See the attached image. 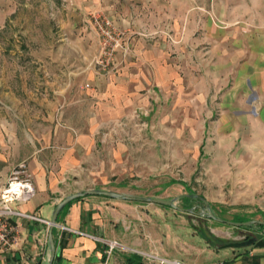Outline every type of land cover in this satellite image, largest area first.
I'll return each mask as SVG.
<instances>
[{
  "label": "rangeland",
  "instance_id": "1",
  "mask_svg": "<svg viewBox=\"0 0 264 264\" xmlns=\"http://www.w3.org/2000/svg\"><path fill=\"white\" fill-rule=\"evenodd\" d=\"M212 1L104 0V12L89 6L78 24L75 13L84 0H0V107L8 96L18 102L24 99L25 84L33 90L34 82L26 77L42 65L38 55H47L44 61L51 65L54 51L87 42L86 59L78 67L104 80V93L113 89L111 99L104 101L110 113L104 115L94 148L108 172L109 189L104 190L176 199L177 208L187 209L181 201L186 189L180 182L189 186L195 195L190 204L193 214L143 201L136 204L141 228H150L156 242L161 240L174 252L162 256L187 264L214 262L207 245L233 242L240 229L252 228L196 215L205 203L226 221L235 216L251 218L235 223L264 221L262 133L251 124L236 131L217 128L219 102L226 91L215 90L212 77L206 75V63L212 59L197 40V28H189L186 35L179 20L182 2H188L191 22L203 18L197 14L199 5L211 9ZM165 6L172 7L174 14L173 26L167 29ZM98 17L109 23L111 31V39L104 42L112 56L104 67L97 64L102 42L94 23ZM154 65L169 71L162 83L155 82ZM63 107L57 108V117ZM188 245L194 249H180ZM131 255L139 261L138 255Z\"/></svg>",
  "mask_w": 264,
  "mask_h": 264
},
{
  "label": "crops",
  "instance_id": "2",
  "mask_svg": "<svg viewBox=\"0 0 264 264\" xmlns=\"http://www.w3.org/2000/svg\"><path fill=\"white\" fill-rule=\"evenodd\" d=\"M89 6L104 12V0H84L74 22L81 23ZM165 7L167 29L173 26L174 14L172 7ZM210 7L199 5L197 14L203 18L190 22L188 2H182L179 20L181 26L185 24L186 35L189 28H197V40L212 59L206 63V75L212 77L215 90L226 91L219 102L217 128L222 125L236 131L242 124H251L259 126L264 139V0H213ZM77 45L69 43L61 48L64 50L54 51L50 54L53 63L48 66L44 61L47 55H38L36 60H42V65L26 77L34 82L33 90L25 84L24 99L18 102L11 95L0 107V187L7 183L12 169L24 163L35 196L13 207L49 223L15 219L18 239L10 249L0 252V264H104L106 247L102 241L107 240L163 258L168 252L174 253L161 240V245L156 242L158 237L150 228H141L140 206L136 205L139 201L87 195L71 201L57 215L51 231L55 248L51 257L50 222L56 206L80 191L109 189L108 172L94 155V148L101 138L104 115L110 113L104 101L111 99L113 89L104 93V80L100 82L91 70L78 67L86 54L84 43L78 41ZM76 47L78 51H74ZM154 68L155 82L162 83L169 76L168 69L158 65ZM61 105L64 107L57 117L56 110ZM261 155L264 156V140ZM145 216L151 220L150 215ZM245 237L256 241L239 249L207 245V253L214 259L210 264H264V229H240V235L233 239ZM189 248L194 249L189 245L180 249ZM139 258L134 261L130 253L114 251L107 264H154Z\"/></svg>",
  "mask_w": 264,
  "mask_h": 264
},
{
  "label": "built area",
  "instance_id": "3",
  "mask_svg": "<svg viewBox=\"0 0 264 264\" xmlns=\"http://www.w3.org/2000/svg\"><path fill=\"white\" fill-rule=\"evenodd\" d=\"M94 23L102 38L101 52L100 57L97 60V64L104 67V65L109 63L112 56L111 50L107 49L106 43L104 42L111 39V31L109 29L110 26L109 23L105 22L104 19H101L100 17L95 18ZM34 196V184L26 165L23 163L17 167H14L8 177L7 183L0 187V252L10 249L17 242V227L13 222L15 219H27L49 224L35 215L23 213L13 207L14 204H23L29 202L34 198ZM59 228L68 230L63 226H59ZM69 231L83 235V233L80 232L72 230ZM102 242L106 247V262L104 264H107V259L114 251L135 254L154 264H183L177 260H170L160 257L155 253H146L135 249H129L124 244L116 240H107Z\"/></svg>",
  "mask_w": 264,
  "mask_h": 264
},
{
  "label": "water",
  "instance_id": "4",
  "mask_svg": "<svg viewBox=\"0 0 264 264\" xmlns=\"http://www.w3.org/2000/svg\"><path fill=\"white\" fill-rule=\"evenodd\" d=\"M87 195H99V196H104V197L117 199V200L132 199V200H137V201H143L146 203H152V204H158L161 206H167V207H170L172 209H176V210H179L182 212H186L187 214H193L194 213V208H191V209H179V208H177L175 205L176 199L162 200V199H155V198L141 197V196H129V195L114 193L111 191H101V190L80 191L76 194L69 195L65 199H63L56 206L55 211L52 215V219L50 222L51 229H50V235H49V244H50V248H51V255H52L51 257L52 258H53L54 253H55V248H54V243H53L51 231H52V228L56 224L57 215L71 201H73L77 198H80V197L87 196ZM196 215H198L200 217H206L210 220H213V221H216L219 223H224V224H227L229 226L236 227V228L245 227V226H256V225L264 226V221L250 220L246 223H235L232 221H226V220L219 219L218 217H216L212 213V211L210 209V205L208 203H205L204 210H201ZM255 241H256V238L245 237L241 241H233V242L226 243L225 245H223V247L229 248V249L245 248V247H248L250 245H253L255 243Z\"/></svg>",
  "mask_w": 264,
  "mask_h": 264
},
{
  "label": "trees",
  "instance_id": "5",
  "mask_svg": "<svg viewBox=\"0 0 264 264\" xmlns=\"http://www.w3.org/2000/svg\"><path fill=\"white\" fill-rule=\"evenodd\" d=\"M180 184L182 185V186H184L185 187V189H186V195H183L182 197H181V201H182V204H185L186 205V207H187V209H191L192 208V206L190 205L191 204V202H192V200L194 199V193H192V191H191V189L189 188V186H187L184 182H180ZM219 219H222L221 217H218ZM249 219H251V218H240V217H233L232 219H231V221L232 222H243V221H245V220H249ZM222 220H225V219H222ZM251 227H259V228H261V229H264V226H260V225H256V226H251ZM214 238V237H213ZM215 239V238H214ZM215 240H217V239H215Z\"/></svg>",
  "mask_w": 264,
  "mask_h": 264
},
{
  "label": "flooded vegetation",
  "instance_id": "6",
  "mask_svg": "<svg viewBox=\"0 0 264 264\" xmlns=\"http://www.w3.org/2000/svg\"><path fill=\"white\" fill-rule=\"evenodd\" d=\"M194 208V207H193ZM196 209V208H195Z\"/></svg>",
  "mask_w": 264,
  "mask_h": 264
}]
</instances>
